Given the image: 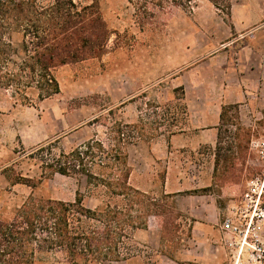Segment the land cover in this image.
Returning <instances> with one entry per match:
<instances>
[{"label":"rangeland","instance_id":"374dc122","mask_svg":"<svg viewBox=\"0 0 264 264\" xmlns=\"http://www.w3.org/2000/svg\"><path fill=\"white\" fill-rule=\"evenodd\" d=\"M75 1L100 6L110 39L98 57L58 66L54 75L59 92L48 98L39 99L32 88L29 102L23 101L0 86V152L4 157L0 216L13 217L31 193L26 184L11 186L3 174L5 167L15 166L12 176L22 172L38 178L39 162L29 156L38 146L54 142L56 152L70 151L91 139L118 145V125H128L125 147L132 169L130 181L149 194L144 198L149 211L142 212L147 225L134 229L128 239L130 257L136 256L133 264H236V237L222 229V222L229 216L242 217L250 181L255 179L256 189L264 186L263 33L258 39L259 54L247 61L253 67L247 83L255 95L244 107L238 103L223 106L215 146L207 143L198 150L171 154L165 142L169 144L171 135L187 126L185 101L179 99L183 91L209 96L217 90L219 95L222 83L238 84L244 66L241 45L246 37L253 39L251 33L245 37L243 33L264 32V0H230L231 8L221 9L210 0ZM235 2H255V19L260 17L255 27L243 30L234 25L233 18L239 15L232 12ZM22 39L21 32L7 37L15 45ZM168 172L182 182L178 199L175 194L164 196ZM78 192L91 208L106 200L121 202L103 188L92 192L85 177L59 173L44 179L35 194L74 201ZM157 204L173 210L174 223L165 224L162 216L155 215ZM162 253L171 254L177 262L166 258L159 263ZM246 256L242 254L241 259ZM34 264L70 263L62 253L47 252L38 254Z\"/></svg>","mask_w":264,"mask_h":264},{"label":"trees","instance_id":"16d2710c","mask_svg":"<svg viewBox=\"0 0 264 264\" xmlns=\"http://www.w3.org/2000/svg\"><path fill=\"white\" fill-rule=\"evenodd\" d=\"M210 1L217 9L231 8L230 0ZM12 32L22 33L20 45L7 40ZM110 36L96 2L0 0V86L23 101L29 102L32 88L39 99L48 98L59 92L54 70L103 54ZM184 98L183 91L179 99ZM184 108L187 112L185 103ZM128 127L118 125V145L91 139L70 151L56 152L54 142L38 146L29 154L39 162L38 178L22 172L12 176L15 166L3 169L11 186L26 184L31 193L22 199L13 217L0 216V264H34L38 254L47 252L62 253L70 264H103L131 256L128 239L134 229L147 225L142 212L148 209L144 198L149 194L130 181L132 169L125 147ZM216 156L218 162V152ZM56 173L85 177L92 192L103 188L121 202L106 200L91 208L80 192L74 201L36 195L42 181ZM157 208L155 215L162 216L165 224L174 223L173 210L158 204Z\"/></svg>","mask_w":264,"mask_h":264},{"label":"crops","instance_id":"0c3cea01","mask_svg":"<svg viewBox=\"0 0 264 264\" xmlns=\"http://www.w3.org/2000/svg\"><path fill=\"white\" fill-rule=\"evenodd\" d=\"M262 10L264 12V6L262 4ZM255 2H235L232 6L233 14L237 12L239 15L234 20V25L240 29L247 30L248 28L255 27V23L260 21V17L255 19ZM259 16V15H258ZM264 17V16H263ZM262 19V17H261ZM252 34V38H245L241 45V58L244 62L243 69L239 74L240 79L237 85L222 83L220 94H211L209 96H199L194 93H190L186 90V96L184 98L187 106V126L181 131L175 132L171 135L168 144L165 142L167 150L172 154L174 152H187L191 150H198L204 144H210L215 146L219 139V129L222 122V109L224 105L238 103L241 107L246 106L252 100L250 96L255 95L251 86L247 83L248 71L253 67L248 63L250 61V55H258L260 50L258 46V39L261 33L256 30L243 33V37ZM264 36V35H263ZM250 37V36H249ZM246 60V61H245ZM248 61V62H247ZM241 76L243 77L241 79ZM247 77V78H246ZM216 86L214 88H217ZM131 144V143H130ZM171 144V146H170ZM140 146V145H138ZM145 145L140 147L144 148ZM162 146V144H161ZM161 146H158L159 148ZM137 147V145H135ZM147 149L148 146H147ZM4 161L3 153L0 152V162ZM168 172L165 185H163L164 193L175 194L174 197L178 199L179 193L182 191L183 186L180 178L176 174ZM134 175V172L133 174ZM136 256L130 257L125 260V264H133ZM168 258L174 262H177L169 258L165 254H161L160 262L163 263Z\"/></svg>","mask_w":264,"mask_h":264},{"label":"built area","instance_id":"2783aa9c","mask_svg":"<svg viewBox=\"0 0 264 264\" xmlns=\"http://www.w3.org/2000/svg\"><path fill=\"white\" fill-rule=\"evenodd\" d=\"M249 185L241 207L242 217L225 218L222 229L236 237L235 245L239 247L236 264H264V186L256 189L255 179ZM244 253L247 256L242 260Z\"/></svg>","mask_w":264,"mask_h":264}]
</instances>
